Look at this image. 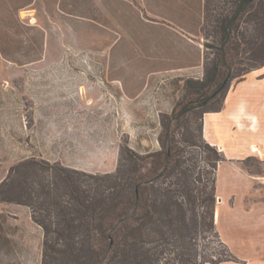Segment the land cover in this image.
Returning <instances> with one entry per match:
<instances>
[{"label":"rangeland","instance_id":"374dc122","mask_svg":"<svg viewBox=\"0 0 264 264\" xmlns=\"http://www.w3.org/2000/svg\"><path fill=\"white\" fill-rule=\"evenodd\" d=\"M206 2L0 0V264H75L60 255L59 245L46 247V230L35 220L27 196L41 190L39 180L52 181L55 164L81 172L82 189L105 199L99 204L104 221L91 226L93 233L119 234L111 258L88 252L87 264H188L195 259L201 264L214 255L228 257L219 233L201 227L197 232L190 211L159 203L152 214L164 222L158 215L145 227L135 222L140 246L126 259L120 251V205L112 206L120 199L116 175L126 150L143 156L159 152L168 131L169 144L182 151L183 168L197 166L194 178L202 179L197 184L211 185L214 153L192 144L204 146V111L221 103L181 114L185 86L205 78L210 56L205 44L215 41L203 32ZM257 72L264 77V67ZM27 160L48 167L17 169ZM79 166L87 168H73ZM170 182L176 177L149 187V193L157 197ZM61 192L64 196L67 188ZM217 205L218 198L215 213ZM44 210L36 216L51 238L58 229H68L65 218L78 217L63 214L59 220ZM137 214H144L142 208ZM78 230L85 232L87 226ZM142 231L150 236H140ZM261 260L235 262L264 264V251Z\"/></svg>","mask_w":264,"mask_h":264},{"label":"trees","instance_id":"16d2710c","mask_svg":"<svg viewBox=\"0 0 264 264\" xmlns=\"http://www.w3.org/2000/svg\"><path fill=\"white\" fill-rule=\"evenodd\" d=\"M204 20L203 32L213 37L215 41L205 44L207 53L210 55L205 78L197 82L190 81L185 86L187 94L181 114L206 108L212 101L217 100L221 103L219 108L206 110L204 113L221 111L232 82L242 80L248 73L264 67V0H207ZM210 89L212 90L209 92ZM204 142V146L197 144L192 146L213 152L216 163L209 164L214 171L211 185L203 184L202 188L199 186L202 179L194 178L197 166L183 168V161L180 158L182 151L177 146L169 144V131L162 142L163 149L159 152L143 156L132 149L126 150L123 157L124 163L120 165V177L116 175L120 178V199L112 204L113 208L120 205V251H122L120 254L123 257L127 259L132 254L135 255L138 251L136 248L140 246L134 223L138 222L145 227L155 222L154 217L159 214H152V212L157 213L156 207L159 203L166 207H170L168 204L175 205L183 212L190 211L193 214L192 222L195 231L198 232V228L201 227L203 231L209 229L218 234L215 223L216 172L218 164L225 158L215 149L216 147L205 140ZM29 167L41 171L44 168L47 169L48 163L27 160L17 169ZM51 170L54 173L52 181L39 180L41 190L32 189L27 193L28 199L31 200L30 207L34 210L35 220L46 230V247L54 249L56 245H59L60 255L69 260L73 258L71 261L75 264H87L90 258L88 252H94L103 259L111 258L119 241V234L101 230L96 235L91 229L93 224L104 221L105 217L99 211V204L105 199L97 195H88L82 189L79 179L82 173L78 170H69L58 164L51 166ZM172 176L176 177V182H170V185L163 192L158 193L157 197L149 193V187L155 188L156 184L169 180ZM5 185L6 183L2 186ZM64 187L67 188V192L63 196L61 190ZM180 194L184 196L182 201L176 200V195ZM66 196L69 200L64 199ZM37 206L38 210L45 209L44 211L48 214H58V219L63 214H78L75 218L79 222L74 223L75 218L70 216L64 217L68 222L66 227L69 230L60 228L55 231L56 236L51 238L44 221L36 216L40 214L35 209ZM141 208L144 214H137ZM167 214H173V212L169 210ZM158 219L164 222V218L159 216ZM185 224L188 225L186 220ZM84 226H87V230L79 232L78 229ZM162 234L166 237V232L162 231ZM139 235L150 236L143 231ZM187 237L191 238V236ZM227 251L228 257L214 258V255L209 259L205 258L201 264H220L236 260L228 248ZM188 264L200 263L195 259L191 262L188 260Z\"/></svg>","mask_w":264,"mask_h":264},{"label":"crops","instance_id":"0c3cea01","mask_svg":"<svg viewBox=\"0 0 264 264\" xmlns=\"http://www.w3.org/2000/svg\"><path fill=\"white\" fill-rule=\"evenodd\" d=\"M257 71L234 83L221 111L205 113L202 121L204 140L225 158L216 172L217 232L247 263L264 251V77ZM235 261L220 264H245Z\"/></svg>","mask_w":264,"mask_h":264}]
</instances>
